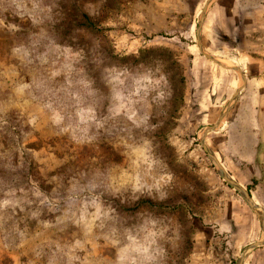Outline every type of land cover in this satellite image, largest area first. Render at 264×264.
<instances>
[{"label": "rangeland", "instance_id": "1", "mask_svg": "<svg viewBox=\"0 0 264 264\" xmlns=\"http://www.w3.org/2000/svg\"><path fill=\"white\" fill-rule=\"evenodd\" d=\"M0 264H264V0H0Z\"/></svg>", "mask_w": 264, "mask_h": 264}]
</instances>
